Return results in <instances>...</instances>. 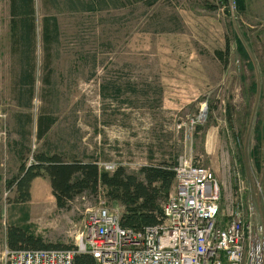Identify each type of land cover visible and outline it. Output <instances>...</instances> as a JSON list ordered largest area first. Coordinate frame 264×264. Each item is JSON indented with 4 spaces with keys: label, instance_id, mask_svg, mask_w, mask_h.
I'll list each match as a JSON object with an SVG mask.
<instances>
[{
    "label": "rangeland",
    "instance_id": "obj_1",
    "mask_svg": "<svg viewBox=\"0 0 264 264\" xmlns=\"http://www.w3.org/2000/svg\"><path fill=\"white\" fill-rule=\"evenodd\" d=\"M11 1L0 0V264L8 226L74 246L87 209L124 211L104 187L59 209L46 176L14 202L7 182L41 153L140 177L191 152L222 189L236 168L264 212V0H33L28 47Z\"/></svg>",
    "mask_w": 264,
    "mask_h": 264
},
{
    "label": "built area",
    "instance_id": "obj_2",
    "mask_svg": "<svg viewBox=\"0 0 264 264\" xmlns=\"http://www.w3.org/2000/svg\"><path fill=\"white\" fill-rule=\"evenodd\" d=\"M172 171L173 192L156 224L124 228L121 215L100 201L85 211L73 248L5 247L3 258L7 264H74L77 254L95 264H264V212L246 204L239 171L228 164L234 186L222 189L209 169L192 163L191 152L180 155Z\"/></svg>",
    "mask_w": 264,
    "mask_h": 264
},
{
    "label": "trees",
    "instance_id": "obj_3",
    "mask_svg": "<svg viewBox=\"0 0 264 264\" xmlns=\"http://www.w3.org/2000/svg\"><path fill=\"white\" fill-rule=\"evenodd\" d=\"M238 4L239 1L235 0ZM12 15L20 16V38L22 46H29L31 27L28 18L33 13V0H12ZM86 9H90L89 5ZM53 23V21H52ZM12 30L17 24L12 21ZM56 31L53 23L50 30L44 27L45 39ZM26 59V57H22ZM22 61V60H21ZM22 73L21 81L28 79ZM46 176L49 180L52 196L59 209H64L78 195L85 192L97 193L100 187L107 189V195L114 201H120L124 211L120 224L124 228L141 231L144 227L156 224L161 217V202L167 199L174 185L172 165L162 162L155 166H144L139 176L128 174L122 167L112 173L101 170L94 162L65 161L60 155L37 154L34 162L28 166L21 165L18 176L7 182V187L14 186V202L22 204L30 201L31 183L34 179ZM6 245L9 249H71L73 246L50 245L25 231V229L8 226L5 231ZM74 264H95L86 254H77Z\"/></svg>",
    "mask_w": 264,
    "mask_h": 264
},
{
    "label": "crops",
    "instance_id": "obj_4",
    "mask_svg": "<svg viewBox=\"0 0 264 264\" xmlns=\"http://www.w3.org/2000/svg\"><path fill=\"white\" fill-rule=\"evenodd\" d=\"M38 179V178H37ZM37 179H34L33 181L37 180Z\"/></svg>",
    "mask_w": 264,
    "mask_h": 264
}]
</instances>
